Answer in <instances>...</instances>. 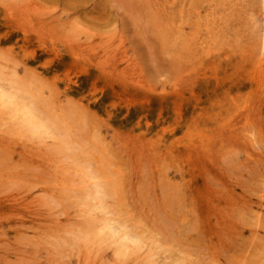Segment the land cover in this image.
I'll return each mask as SVG.
<instances>
[{"label":"rangeland","instance_id":"1","mask_svg":"<svg viewBox=\"0 0 264 264\" xmlns=\"http://www.w3.org/2000/svg\"><path fill=\"white\" fill-rule=\"evenodd\" d=\"M217 4L0 0V90L75 148L0 102V264H264V0Z\"/></svg>","mask_w":264,"mask_h":264},{"label":"bare ground","instance_id":"2","mask_svg":"<svg viewBox=\"0 0 264 264\" xmlns=\"http://www.w3.org/2000/svg\"><path fill=\"white\" fill-rule=\"evenodd\" d=\"M221 1H223V0H219V2H221ZM217 2H218V0H215L214 9H215V15H216V16L218 15V11H217L218 8H217V6H219V4H217ZM170 3H171V2H170ZM236 5H237V3H236L235 1H233L232 4L229 5V8H230L229 10L232 9V12H230V15H228V17H229V16L231 17V16L234 14V11L237 9V8L234 9V6H236ZM206 19H207V21H206V26H209V27H210L209 29H210L211 31H214V32H216L217 28H218V30H222L223 27H224V24H223V23H225V21H228V20H229V18H226V19L224 20L223 23L217 22V27H211V25H214V23H215V21H214V11H210V12L208 13V16L206 17ZM219 26H220V27H219ZM212 28H216V30H212ZM219 28H221V29H219ZM254 48H255L254 50L257 52V56H258V60H257V61H258V62H262V60L264 59V58H263V55H264V36H262L260 39H257V40L254 42ZM257 69H258V68H257ZM1 74H2V73H1V70H0V75H1ZM3 74H4V73H3ZM3 74H2V75H3ZM253 74H255V73H253ZM2 75H1V76H2ZM14 75H15V74H14ZM1 76H0V78H1ZM2 79H3V78H2ZM2 79H0V80H2ZM8 91H9V89H8ZM15 91H18V89H16ZM9 92H10V91H9ZM9 92H8V93H9ZM8 93L6 92V89H5V90H2V89L0 90V102L2 103V106L5 107L6 109L9 108V110H10V111H9L10 114H11L12 112L14 113V114H12V117H14V115H15V116H18V118L16 117V119H19V120L21 119L20 122H19V124L22 123L23 126L28 127V128L32 131L33 134L38 135L39 137L37 136V137H38L37 139H40L41 134H44V135L46 134V136H47V133H48V132H50L51 130H54L51 126H48L49 124L46 125V123H44V122H46L45 120H44V122H43L42 119H41V120H38L39 118H37V117H39V116H44V119H45V116H46V115H42L41 113H39V114H41V115L36 116L37 113L35 114L34 111H32V108H27V107H29V106L26 107L27 104L25 105V104L22 102L23 100H21V99L19 98V96H17V93H15L16 95H14V93H13V94H12V93H11V94H10V93L8 94ZM21 94H22V93H21ZM39 94H40V96L42 95L41 93H38V94H35V96H37V95H39ZM22 95H23V94H22ZM25 95H26V94H25ZM30 95H32V94L29 93V97H32L33 99L36 98V97H33L34 95H33V96H30ZM26 96H28V95H26ZM29 97H28V98H29ZM21 98H22V96H21ZM28 98H27V101H28ZM39 98H41V97H39ZM39 98H38V99H39ZM18 99H20V100H18ZM23 99H24V98H23ZM30 99H31V98H30ZM33 99H32V100H33ZM17 100H18V101H21V102H17ZM35 100H37V99H35ZM40 100H41V99H40ZM33 101H34V100H33ZM34 102H36V101H34ZM29 103H30V105L33 104V103L30 102V100H29ZM249 104H250V103H249ZM258 104H259V103H258ZM34 105H35V104H34ZM247 105H248V104H247ZM251 105H252V104H251ZM245 106H246V105H245ZM30 107H36V106H30ZM259 107H260V106H259ZM246 108H249V105H248ZM246 108H245V109H246ZM36 109H37V108H36ZM39 110H40V109H39ZM246 110H247V109H246ZM40 111H41V110H40ZM246 113H247V112H246ZM49 114H50V113H49ZM49 116H50V117H49ZM49 116H48V117H49L48 119H50L51 116L53 117L54 115H49ZM246 116H247V115H246ZM13 119L16 120L15 117H14ZM48 119L46 118V120H48ZM53 119H54V118H53ZM51 120H52V119H51ZM51 120H49V123L51 122ZM54 120H55V119H54ZM52 121H53V120H52ZM58 121H60V120L58 119ZM246 121H247V119H246ZM55 122H56V121H55ZM55 122H54V125H55V126H54V125H53V126L56 128V127H58L57 124H58L59 122H57V124H56ZM52 124H53V123H52ZM59 125H61V123H60ZM62 125H63V124H62ZM19 127H20V126H19ZM59 127H60V126H59ZM21 128H24V127H21ZM50 128H52V129H50ZM26 129H27V128H26ZM49 129H50V130H49ZM58 129H59V128L55 129V131H58ZM60 131H62V130H59V131L56 132V133H52L53 131L50 132V133H52V134H56V135H57L56 138H57V140H59V138H61V137L63 138V137L65 136V134H64V135L62 134L63 136L60 137V134L62 133V132H60ZM28 132H29V131H28ZM59 132H60V133H59ZM58 133H59V135H58ZM49 135H50V134H48V137L51 136V135H50V136H49ZM31 136H32V134H31ZM32 137H34V136H32ZM48 137H43V138L46 139V138H48ZM50 138L52 139L53 137H50ZM62 138L59 140V142L62 140ZM41 139H42V138H41ZM48 139H49V138H48ZM64 139L69 140V139L66 138V137L63 138V140H64ZM66 140H64V141H62V143H60V145L63 146L62 148L65 149L64 151H67L66 149L71 150V151H68V152H73V151H75V148H71L72 145H71L70 148H66V145H63V142L66 144V142H65ZM250 140H251V139H250ZM43 141H44V140H43ZM68 143H69V142H68ZM70 143H71V142H70ZM42 144H44V143H42ZM46 145H47V143H46ZM67 145H69V144H67ZM65 154H66V153H65ZM87 172H88V171H87ZM87 172H86V173H87ZM99 173H101V171H100ZM102 173H103V172H102ZM89 174L91 175V174H93V173H89V172H88V175H89ZM94 174H95V173H94ZM94 174H93V175H94ZM95 175H97V174H95ZM100 176H101V175H100ZM106 176H107V175H106ZM95 177L99 178V175H98V176H94V177H92L93 180H98V179L95 178ZM102 177L105 178L103 175L101 176V178H102ZM85 178H86V177H85ZM90 178H91V176L89 177V179H90ZM92 178H91V180H90L89 182H90V183H91V181H92V183L94 182V186H95V187H93V188H96V192L99 191L100 194H98V196H97L96 193H95V194H96V197H98V198H99V201H100L101 192H103V194H102V196H103L106 187H108V186H106V185H109V184H107V183H108L110 180H109L108 178H107V179H108L109 181H108V180H105V179H106V178H105L104 180H105L107 183H106L105 185H103L104 183H103V182H100V183H103V184L98 185L97 182L95 183V181L92 180ZM94 178H95V179H94ZM101 178H99V179L101 180ZM87 179H88V178H87ZM89 179H88V180H89ZM100 180H98V182H99ZM102 180H103V179H102ZM102 180H101V181H102ZM104 180H103V181H104ZM92 183H91V184H92ZM91 184H89L90 187H92ZM111 184H112V182H111ZM92 185H93V184H92ZM101 185H102V186H101ZM112 185H113V184H112ZM100 186H101V187H104V188H102V191L100 190V189H101ZM111 187H112V186H110V188H111ZM98 188H99V189H98ZM110 188L108 187L109 190H112V188H111V189H110ZM97 189H98V190H97ZM108 189H106V190L108 191ZM92 190H93V189H92ZM112 192H113V191H112ZM92 193H93V191H92ZM105 193L108 194V192H105ZM93 196L95 197V195H93ZM96 197H95V198H96ZM101 204H102V203H101ZM95 206H96V205H95ZM101 206H102V205H101ZM101 206L99 205V207H101ZM102 207H103V206H102ZM105 208H107V207L105 206V207H103L102 209H105ZM98 209H99V210H102V209H100V208H98ZM106 211L108 212V210H106ZM109 212H110V214H113V212H111V211H109ZM252 212H253V210H252ZM254 213H255V212H254ZM254 213H253V215H250L251 217H248V216H247V219L249 218L248 221H249V220H250L255 214H257V213H255V214H254ZM104 214L108 215V213H104ZM104 214H102V216H103ZM257 215H259V214H257ZM257 215L254 216V217H258ZM102 216H100L99 221L101 220V217H102ZM109 216H110V215H109ZM113 216H115V215H113ZM113 216H111V217H113ZM104 218H105V217H104ZM109 218H110V217L106 218V222H104L105 224H104L103 228H105L106 231L104 230L105 232H103V233L106 234V232L109 231L110 234H111V236H112L111 238H113V240L116 239V240L122 242V243H123V247L126 248V247L128 246L127 243H128V242H129V243L132 242V238L135 236V232H133V235H134V236H131L132 234L129 235V234H130L129 232H128V233H129V234H128L127 232H125V231L123 230V229H126V226H125V227H122V230H120V228H119V227H121L120 225H119V226H115V225H114V224L117 223V221L112 220V221L115 222V223H113V225H111V222H110V221L107 222V220H108ZM111 219H113V218H111ZM118 219H119V218H118ZM118 219H116V220H118ZM103 220H105V219H103ZM257 220H258V218H257ZM257 220H256V224H257ZM96 221H97V219H96ZM101 221H102V220H101ZM119 222H121V221H119ZM122 222H123V221H122ZM124 222L126 223L127 221H124ZM124 222H123L122 224L125 225ZM260 222H262V221H260ZM86 223H87V222H86ZM89 223H90V222H89ZM96 224H98V223H96ZM100 224H101V223H100ZM86 225H87V224H86ZM89 225L92 226V224H88V228L90 227ZM126 225H128V223H127ZM253 225H254V224H253ZM257 225H258V224H257ZM99 226L101 227V225H98V227H99ZM133 226H134V225H133ZM92 227H93V226H92ZM96 227H97V225H96ZM96 227H93L94 230L96 229ZM88 228L83 229V230H85L84 232H82V234L84 233V235L81 234V236H80V234L77 233V232H76V233L72 232V235H73V233L76 234V235L78 234L80 240H82L83 238H84V239H87V238H86L87 235L90 236V234H91L90 232L92 231V230H90V229H91V227H90V228H89L90 232H88L89 230H86V229H88ZM93 228H92V229H93ZM127 228H128V227H127ZM132 228H133V227H132ZM132 228H131V229H132ZM134 228H135V227H134ZM256 228H257V226H256ZM129 229H130V227H129ZM131 229H130V230H131ZM76 230H77V229H76ZM94 230H93L92 232H96V231H97V233H98V229H97L96 231H94ZM130 230H129V231H130ZM102 231H103V230L99 231V233L102 232ZM85 232H86L87 234H86ZM105 234H103V237H104ZM107 234H108V232H107ZM107 234H106V236H107ZM110 234H109V235H110ZM138 234H140V232L137 233L136 235H138ZM253 234H255V233H253ZM76 235H75V236H76ZM78 235H77V236H78ZM91 235H92V234H91ZM93 235H94V234H93ZM97 235H99V234H97ZM97 235H96L94 238H98ZM100 235H102V233H100ZM140 235H141V234H140ZM255 235H256V234H255ZM77 236H76V237H77ZM81 237H83V238H81ZM254 237H255V236H254ZM77 238H78V237H77ZM92 238H93V237H92ZM135 238H136V236H135ZM141 238H142V240H143V236H142ZM84 239H83V241H85ZM88 239H89V237H88ZM88 239H87V241L89 242ZM138 239H139V235H138ZM254 239H255V238H254ZM75 240H77V239H75ZM129 240H131V241H129ZM142 240H141V241H142ZM249 240H250V238H249ZM91 241H92V239H91ZM93 241H94V240H93ZM109 241H110V240H109ZM111 241H112V240H111ZM123 241H124V242H123ZM133 241H134V240H133ZM136 241H137V240H136ZM141 241H140V242H141ZM144 241H145V243L142 242L143 245H145V244L147 243L146 240H144ZM251 241H253V239H251ZM96 242H98V241H96ZM96 242H95V243H96ZM100 242H103V241L100 240L98 243H100ZM113 242H115V241H113ZM116 242H117V241H116ZM116 242H115V243H116ZM120 242H119V243H120ZM109 243H112V242H109ZM133 243H134V242H133ZM133 243H132V244H133ZM113 244H114V243H113ZM117 244H118V242H117ZM152 244H153V243H152ZM152 244H151V245H152ZM118 245H119V244H118ZM118 245H117V246H118ZM120 245H121V244H120ZM120 245H119V247L122 246V245H121V246H120ZM149 245H150V244H149ZM149 245H148V247H149ZM154 245H155V244H154ZM250 245H251V244H250ZM133 246H134V245H133ZM135 247H136V246H135ZM135 247H134V249H135ZM247 247H249L250 249H253V246H252V248H251V246H247ZM121 248H122V247H121ZM124 248H122V250H123V252H125V254H126V252H127L126 250H127V249H124ZM127 248H128V247H127ZM129 248H130V247H129ZM136 248H137V247H136ZM142 248L144 249V247H141L140 249H139V248H138V249L141 250ZM156 248H158V246H157ZM254 248L256 249V247H254ZM134 249H133V250H134ZM152 249H153V248H152ZM152 249H150L149 252L147 251L148 253L151 252V253H150V254L152 255L151 258H153V257L155 256V254H153L154 252H157V250L159 251V249H157L156 251L153 250L154 252H152ZM118 250H119V249H118ZM118 250H116V251H118ZM253 250H254V249H253ZM253 250H252V251H253ZM134 251H136V250H134ZM118 252L121 253L120 250H119ZM136 252H138V251H136ZM159 252H161V250H160ZM248 252H249V251H248ZM138 253H139V252H138ZM145 253H146V252H145ZM116 254H117V253H116ZM125 254H124V255H125ZM146 254H147V253H146ZM150 254H149V255H150ZM158 254H159V253L157 252V255H156V256H158ZM161 254H162V253H161ZM124 255H121V254H120L121 257H122V256H123V257L126 256V255H125V256H124ZM127 255H128V254H127ZM144 255H145V254H144ZM153 255H154V256H153ZM118 256H119V255H118ZM146 257H147V256H146ZM147 259H149V258H147ZM161 261H162V260H161ZM147 263H148V260H147ZM160 263H161V262H160ZM152 264H154V263H152ZM163 264H164V263H163Z\"/></svg>","mask_w":264,"mask_h":264}]
</instances>
